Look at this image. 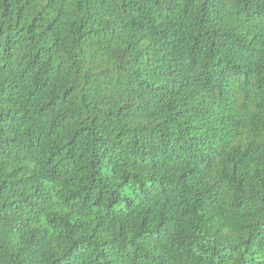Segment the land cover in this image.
Listing matches in <instances>:
<instances>
[{
    "label": "trees",
    "instance_id": "trees-1",
    "mask_svg": "<svg viewBox=\"0 0 264 264\" xmlns=\"http://www.w3.org/2000/svg\"><path fill=\"white\" fill-rule=\"evenodd\" d=\"M0 264H264V0H0Z\"/></svg>",
    "mask_w": 264,
    "mask_h": 264
}]
</instances>
